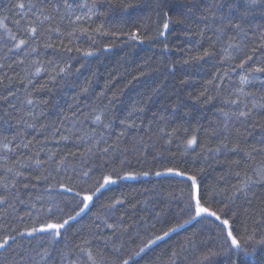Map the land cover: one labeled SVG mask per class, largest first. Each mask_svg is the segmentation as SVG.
I'll return each mask as SVG.
<instances>
[{
    "label": "trees",
    "instance_id": "obj_1",
    "mask_svg": "<svg viewBox=\"0 0 264 264\" xmlns=\"http://www.w3.org/2000/svg\"><path fill=\"white\" fill-rule=\"evenodd\" d=\"M17 2L27 3L28 0H0V16L7 17L5 24L13 30L18 12L14 5ZM31 2L38 9L52 12L54 7L60 6L61 12H64L63 0ZM79 2L69 0L73 9ZM208 6H212L215 20L203 19L209 15ZM96 10L102 15L94 16L85 25L87 31L73 29L76 34L71 40L66 39V19L57 17L51 22L64 32V37L60 38L63 47L93 50L95 55L91 57L75 50L65 54L60 51V40L53 35L51 42L55 49L45 48L42 42L38 54L33 53L21 66L18 61L22 57L10 53L4 44L7 36L0 39V65L3 66L0 67V78H3V83H0V142L4 138L32 141L31 150L38 151L40 159L48 160L49 154L52 155L44 167L36 168L34 165L33 169L26 170L40 179L39 182L31 180L28 188L18 185L20 197L26 202L16 203L19 216L32 211L27 206L30 197L37 208L41 206L37 195L43 197L44 204L59 202L61 198L71 200L72 194L64 193L57 185V179L67 184L68 178L75 177L76 173L69 164L66 177L64 171L59 170L60 161L63 157L72 161L70 153L83 152L92 143L90 137L94 130L102 132L109 143H117L127 153L125 156L117 151L112 159L117 171L121 169L120 161L125 160L123 172H131L134 178L118 179L116 184L102 189L94 196L90 208L61 230L63 238L53 245L39 238L46 234H37L35 238L17 235L13 229L23 231L25 227H31V223H22L15 218L17 213H12L10 209L0 213V237L8 234L16 236L14 242L10 241L9 251L0 255L8 256L13 249L17 252L28 250L35 255L33 249L47 248L50 254L41 260V264H62L63 252L72 248L76 254L67 259H79L84 264L87 254L79 253L75 246L90 238L103 221L116 223L122 217L128 232L119 239L112 237L111 230L107 228L101 227L99 231L105 237L116 240V247L123 244V252L113 253L111 245L106 249L102 241L95 240L94 255L103 253L96 255L99 264H117L119 258L129 259V264H264V244L258 243L264 239V187L257 186L255 196H250L249 201L243 198L237 201L239 218L233 227L241 235L245 234V229L249 235L255 229V239L238 254L228 253L221 247L223 238L209 220H193L181 211V206L187 203L189 197L188 185L191 181L187 175L196 176L201 192L207 193L206 198L213 202V207H217L233 195V185L239 182L236 172L251 173L257 166L264 171V152L254 151L261 148V141H264V108H256L246 122H238L236 128L231 129L230 149L238 144L239 151H208L209 148H216L220 139L219 135L212 134L213 129L222 127L220 121L224 117L220 109L229 110L223 100L227 99L230 91L237 90L240 75L247 73L233 67V61L219 55L223 39L216 45L215 57L198 61L192 59L198 50L202 52L209 47V37L216 41L215 28L220 25L219 17L231 16L242 22L249 41H257L254 44V59L258 58V63L264 64V48L260 47L264 41L257 39L264 32V6L249 8L247 0H168L167 10L173 20L177 19L176 13L183 15L179 17L181 23L170 25L166 39L156 38L158 24L163 22V16L158 18L156 15V0H96ZM246 10L247 15L241 21V13ZM141 23L147 28L142 43L123 34L135 30ZM101 24L105 31L118 26L121 35H97L93 29ZM47 27L48 22L45 21L42 36ZM144 31L141 27L142 35ZM226 35H234L231 27L226 26ZM165 43L168 51H164ZM68 56L72 57L71 61H68ZM61 58L73 65V71L63 80L57 78V82H53L48 74L47 62ZM221 59L227 62L220 63ZM185 60L189 62L184 63ZM36 61L40 62L42 69H48L38 76L32 75ZM77 68L78 72L75 71ZM30 75L31 83H28ZM253 75L264 78V74ZM85 87L88 89L86 93L83 92ZM244 88L257 97L264 95V84L259 81H253ZM26 98L39 101L34 117L27 116L30 106L24 104ZM135 101H142L145 110L136 114V128L127 130V134L121 137L119 134L124 125L120 120L127 116ZM102 112L105 113L102 115L103 123L109 124L108 128L93 123L94 115ZM22 117L24 124L21 123ZM60 122L69 128V139L57 143L60 137L53 135V126L60 127ZM27 124H34L35 127H28ZM165 133H171V136ZM193 136L197 143L189 147L187 139ZM96 138L99 139V136ZM20 151L25 156L30 154L27 149ZM6 152L7 149L0 143V155ZM93 160L97 164L102 162ZM75 163L78 169L83 167L78 156ZM44 168L57 179L45 181L47 173ZM111 169L110 164L108 171ZM175 171H184L186 175L176 176ZM157 172L161 175H156ZM100 176L101 172L95 171L90 182L74 180V183L94 189ZM46 188L51 190L45 191ZM115 199H121L123 203L116 204L114 208L107 207L109 203H115ZM172 228L176 231H170ZM166 231L169 235L145 247L144 252H139L145 241L155 239L156 235H163ZM210 248L218 254L205 260L204 255ZM37 259L40 260V257ZM63 264H67V260Z\"/></svg>",
    "mask_w": 264,
    "mask_h": 264
},
{
    "label": "snow or ice",
    "instance_id": "obj_2",
    "mask_svg": "<svg viewBox=\"0 0 264 264\" xmlns=\"http://www.w3.org/2000/svg\"><path fill=\"white\" fill-rule=\"evenodd\" d=\"M249 8H255L257 5L264 6V0H247ZM168 0H156V15L159 18L163 16L162 24H158L156 29V38H167L170 25L175 23H181L179 19L183 13H176L177 19L174 21L173 16L169 14L167 10ZM14 7L18 10L17 18L14 19L15 29L9 28L5 24L7 17L0 16V28L3 32L0 33V39L6 35L7 39L4 40V44L7 46L8 51L13 53L15 56L22 57L19 59L18 63L23 66L25 60L30 58L33 53L38 54L41 43L45 48L55 49V45L51 42L52 36L55 35L58 40H60L61 48L60 51L70 53L75 50L78 53H82L85 57H91L95 55L93 50L84 49L79 47L73 49L69 46L67 48L63 47V40L60 39L64 37V32H62L59 27L54 26L51 22L60 17L61 20L68 21V27L65 31L68 33L66 39L71 40L76 32L73 29H78L79 31H87L88 29L85 25L93 19L94 16L102 15L96 10V0H80L76 8L73 9L72 4L69 0H63L64 12H61L60 6L54 7L52 12L44 8H37L35 4L28 0L25 2H17ZM211 7L208 6L209 15L204 16L203 19L207 20L211 18L216 19V14L211 12ZM54 12V15L52 14ZM247 15V10L241 13L240 20ZM43 17V20L41 19ZM220 25L215 28L216 41L213 42L212 38L209 37V47L204 48L201 51H197V54L192 57L193 60H203L205 57H215L217 55L216 45L220 43L223 39V43H220L219 55L226 57L227 60L233 61V67H238L241 71L247 73L246 75H240V84L236 91H230L227 99L223 100V104L228 107L229 110L221 108L220 111L224 117L220 124L222 125L219 130L213 129V135H219L220 139L216 148H209L208 151L219 153L221 150H232L239 151L238 144L231 147L229 145V140L232 135L231 129L236 128L238 122H246L252 115L256 108H264V95L257 97L255 93L245 91L244 86L251 84L253 81H259L264 84V78L258 75H253V73L264 74V64L258 63V58L254 59L256 48L254 44L256 40L249 41L248 34L245 31L242 22H237L231 16H221L219 17ZM45 21L48 22V27L45 30V34L42 36L41 31L44 28ZM226 26L231 27L234 35H226ZM90 27V25H89ZM141 27L145 29L143 35L141 34ZM118 26H113V30L105 31L104 25L101 24L97 26L93 31L100 36H119L121 32L117 30ZM130 40H136L143 42L144 36L147 35L146 26L141 23L139 27L135 30L123 33ZM203 34V33H201ZM259 41H264V32L259 34L257 38ZM261 48H264V43L260 44ZM107 50L106 48L104 49ZM164 51H168L167 43L164 44ZM72 57L68 56V61H71ZM226 59H221L220 63H226ZM251 61V64L249 63ZM185 60L184 63H188ZM35 72L32 75H40L42 71H48L50 79L53 82H57V78L63 80L65 77L72 74L73 65L70 62L64 61L62 58L57 60H50L47 62L48 69H42L40 62L36 61ZM247 66V67H246ZM0 67H3L0 65ZM83 67V65H81ZM79 71V69H75ZM219 79V74L217 76ZM23 82V81H22ZM28 83H31V75L28 78ZM0 83H3V78H0ZM223 84V81H221ZM88 89L85 87L83 92H87ZM156 91V90H154ZM203 95V93H202ZM211 99V97H209ZM46 103V102H45ZM24 104L28 107L27 116L34 117L35 109L39 104V101L26 98ZM144 106L142 101H135L131 105V110L127 113V116L120 120V123L124 125L119 136H125L127 130L136 128L137 125V113H142L144 111ZM102 115L105 113L94 115L93 123L98 124L102 128L110 127L109 124H104L102 120ZM65 119H69L65 117ZM163 119V117H160ZM21 123L24 124L25 120L21 118ZM28 127H35L34 124H27ZM151 128V125L149 126ZM54 136H59L60 140L69 139V128L60 122V127L53 126ZM163 132V129H160ZM97 135L99 139H97ZM165 135L171 136V133H165ZM83 139V138H81ZM92 143L88 144L85 150L79 154L70 153L73 157L72 161L68 160V157H63L60 161V169L63 170L65 176L67 177V167L69 164L72 165L71 170L76 173L75 177H69L68 183L60 181L57 177L53 176L52 173L44 168L47 175L44 176L45 181H50L57 179V185L62 189L64 193H71L72 198L69 201H65L63 198L59 202H53L52 204H44L43 197L37 195L36 199L41 201V206L37 208L36 204L32 203V197L29 198L27 206L32 209V211L26 212L25 216H19L16 203L25 204L26 202L20 197V190L18 185L22 184L24 188L30 186L31 180L35 179L39 182L40 177L34 175L31 171L33 166L36 168H42L44 165L49 163L52 159V155L49 154L48 160H42L39 157V152H32L31 144L32 141L18 140L13 138L8 140L4 138L2 146L7 149V152L0 155V213L11 210L12 213H17L16 219L20 220L22 223H31V227H25L23 231H17V235L36 237L37 234H46L45 236L39 237L40 239H46L49 245H53L59 239L63 238L64 233L61 230L66 229V226L70 224L71 221L76 220L77 217L81 216L86 210L90 208V205L94 203V196L98 194L106 186L116 184L118 179L134 178L131 172H123V165L125 160H121V169L119 171L115 168V161L112 156L117 151H121L122 155H127L123 152L117 143H109L108 139L104 138L103 133H97L93 131V135L90 137ZM119 140V137H117ZM197 143L196 137L193 136L187 139V146L191 147ZM262 147L259 149H254V151L264 152V141H261ZM20 149H27L28 155L21 153ZM79 158L80 163L83 167L77 168L75 163L76 158ZM93 158L101 160L102 162L97 164L94 162ZM112 165L111 171H108L109 165ZM95 171H100V179L96 181V186L94 189H86L82 185H77L74 180H80L84 183H88L92 180V176ZM169 172H173V169H169ZM123 172V174H121ZM147 174V173H145ZM176 176H185L184 171H175ZM236 176L239 178V182L233 185V195L227 198V201H221L222 206L213 207V202L207 197V193H202L200 190V185L197 182V178L194 175H187V179L191 181L188 185L189 197L186 204L181 206V211L185 212L193 220H209L215 229H218V235L223 238V245L221 246L228 253H240L244 250V247L255 239V229L253 234H247V229H245V234L241 235L237 232L233 225L239 218V212L236 210L237 201L243 198L245 201H249L250 196H255V189L257 186L264 187V171L260 170V166L253 168L251 173L244 171L236 172ZM156 175H161L157 172ZM115 177V178H113ZM35 187V185H31ZM79 189V190H77ZM51 189L46 188L45 191H50ZM83 193V194H82ZM123 201L121 199H115V203H109L107 207L114 208L116 204H121ZM73 205H75L73 207ZM262 215H264V210H262ZM189 221H185L188 223ZM218 222V223H217ZM107 228L111 230V236L117 239L124 233L128 232V227H125L123 223V218L121 217L116 223H109L107 220L103 221L97 226L96 231L92 234L90 238L84 239L82 244H77L75 246L76 251L81 254H87V261L84 264H99L96 259V255H103V253H97L94 255L93 249L95 245L93 241L100 240L103 242L104 248H108L111 245V251L116 254L123 252L124 245L116 247V240L110 237H105L100 233L99 229ZM170 231H176L175 228L170 229ZM169 235V232H164L163 235H156L155 239H149L145 241L144 246L140 247L139 252H144L145 247H149L155 244L156 241L162 240L164 236ZM15 235H4L0 237V253L8 252L11 247L10 241H15ZM260 244H264V239L258 241ZM35 255L28 250L23 252H17L15 249L9 253L8 256L0 255V264H41V260L47 257L50 253L47 248L43 250L33 249ZM76 252L72 248H67L62 254V264L64 260H67V264H81L79 259L68 260L69 256L75 255ZM139 254V253H137ZM218 253L214 249H209L208 253L204 255V259H210L211 256L217 255ZM177 255V253H173ZM40 257V260L37 259ZM117 264H129V259L119 258Z\"/></svg>",
    "mask_w": 264,
    "mask_h": 264
}]
</instances>
